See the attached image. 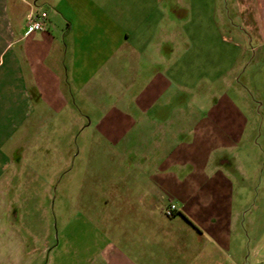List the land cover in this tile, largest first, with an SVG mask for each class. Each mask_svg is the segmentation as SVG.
<instances>
[{"label": "crops", "instance_id": "crops-1", "mask_svg": "<svg viewBox=\"0 0 264 264\" xmlns=\"http://www.w3.org/2000/svg\"><path fill=\"white\" fill-rule=\"evenodd\" d=\"M112 2L0 0V264H220L194 259L200 233L193 211L171 199L158 206L155 198L164 185L144 174L145 180H139L147 167L165 161L181 134L183 115L158 122L143 115L154 103V93L142 83L136 86L144 70L141 60L149 58V45L154 58L165 57L163 29L152 34L146 24L134 29L129 11ZM237 4L253 34L257 83H263L264 0ZM34 11L48 13L47 30L27 34V16ZM134 86L137 97L131 92ZM90 132L110 147L122 143L117 150L124 158L106 179L100 178L94 158L89 159L74 197L94 227L77 232L87 244H68L73 240L63 231L60 250L54 230L22 223V216L12 215L5 204L16 200L22 159L34 154L36 140ZM132 135L142 140L138 150L128 144ZM131 154L138 157L135 162ZM217 154L211 158L214 181L226 186L234 155L225 147ZM212 186L207 188L216 196L219 185ZM169 203L177 207L171 218L163 213Z\"/></svg>", "mask_w": 264, "mask_h": 264}, {"label": "rangeland", "instance_id": "rangeland-1", "mask_svg": "<svg viewBox=\"0 0 264 264\" xmlns=\"http://www.w3.org/2000/svg\"><path fill=\"white\" fill-rule=\"evenodd\" d=\"M111 1L129 11L134 29L145 24L151 34L163 29L165 57L154 58L148 44L149 58L141 60L144 70L136 86L142 83L154 93V103L143 115L157 122L183 115L181 134L168 148L165 161L147 167L139 180L146 177L164 185L155 198L158 206L171 199L193 211L200 233L195 260L264 264V82L257 83V54L251 50L255 42L237 0ZM136 86L131 90L135 97L140 95ZM36 141L34 154L22 159L20 186L14 192L17 201L5 205L12 215L22 216V223L39 231L54 230V244L60 250L63 231L73 240L68 244H87L77 232L94 227V220L84 219L74 197L77 184L92 157L100 178L110 177L124 158L117 150L122 143L110 147L91 132ZM128 144L138 150L142 140L132 135ZM222 147L234 155L226 186L215 183L211 159ZM68 150L74 153L69 156ZM130 159L135 162L138 157L131 154ZM208 184L219 185L214 187L216 196Z\"/></svg>", "mask_w": 264, "mask_h": 264}, {"label": "built area", "instance_id": "built-area-1", "mask_svg": "<svg viewBox=\"0 0 264 264\" xmlns=\"http://www.w3.org/2000/svg\"><path fill=\"white\" fill-rule=\"evenodd\" d=\"M48 13L46 11H34L27 16V34L32 32H45L47 30ZM164 214L170 218L177 212L175 204H169L164 208Z\"/></svg>", "mask_w": 264, "mask_h": 264}, {"label": "trees", "instance_id": "trees-1", "mask_svg": "<svg viewBox=\"0 0 264 264\" xmlns=\"http://www.w3.org/2000/svg\"><path fill=\"white\" fill-rule=\"evenodd\" d=\"M176 213H177V212H176ZM176 213H175V214H176ZM175 214H174V215H175ZM174 215H173V216H174ZM173 216H172V217H173ZM170 218H171V217H170Z\"/></svg>", "mask_w": 264, "mask_h": 264}]
</instances>
